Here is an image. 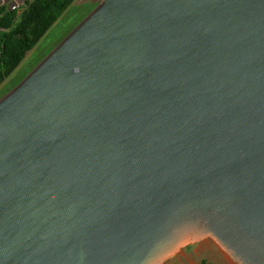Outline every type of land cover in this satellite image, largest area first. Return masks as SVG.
Listing matches in <instances>:
<instances>
[{
	"label": "water",
	"instance_id": "1",
	"mask_svg": "<svg viewBox=\"0 0 264 264\" xmlns=\"http://www.w3.org/2000/svg\"><path fill=\"white\" fill-rule=\"evenodd\" d=\"M194 234L264 264V0H102L0 99V264Z\"/></svg>",
	"mask_w": 264,
	"mask_h": 264
},
{
	"label": "rangeland",
	"instance_id": "2",
	"mask_svg": "<svg viewBox=\"0 0 264 264\" xmlns=\"http://www.w3.org/2000/svg\"><path fill=\"white\" fill-rule=\"evenodd\" d=\"M30 1L31 0H0V5L4 7V12L15 9L16 17L14 22H17L20 17V12ZM101 1L102 0H74L57 21L43 34L36 45L26 53L24 59L13 72L0 83V99L33 71V69L62 40L99 6ZM194 235V237L180 246L178 251H174V254L167 257L162 264H178V262H185L187 259L201 262V264H224L223 257L225 254L211 239L205 238L204 240H198L195 238L197 235ZM224 258H226V256Z\"/></svg>",
	"mask_w": 264,
	"mask_h": 264
},
{
	"label": "trees",
	"instance_id": "3",
	"mask_svg": "<svg viewBox=\"0 0 264 264\" xmlns=\"http://www.w3.org/2000/svg\"><path fill=\"white\" fill-rule=\"evenodd\" d=\"M74 0H31L14 22L16 10L0 5V83L19 65Z\"/></svg>",
	"mask_w": 264,
	"mask_h": 264
},
{
	"label": "crops",
	"instance_id": "4",
	"mask_svg": "<svg viewBox=\"0 0 264 264\" xmlns=\"http://www.w3.org/2000/svg\"><path fill=\"white\" fill-rule=\"evenodd\" d=\"M222 254H223V253H222ZM222 254H221V255H222ZM226 255H227V254H226ZM227 256H228V255H227ZM224 257H225V256H224ZM224 257H223V259H224V264H236L231 258L228 259V258L226 257V258L229 260V261H228V260H227L226 258H224ZM201 261H202V260H201ZM178 264H201V262L193 261V260L190 261V260L187 259L185 262H183V261H182V262H178ZM203 264H204V263H203ZM206 264H208V263H206ZM210 264H215V263H210Z\"/></svg>",
	"mask_w": 264,
	"mask_h": 264
},
{
	"label": "built area",
	"instance_id": "5",
	"mask_svg": "<svg viewBox=\"0 0 264 264\" xmlns=\"http://www.w3.org/2000/svg\"><path fill=\"white\" fill-rule=\"evenodd\" d=\"M0 57H1V51H0Z\"/></svg>",
	"mask_w": 264,
	"mask_h": 264
}]
</instances>
